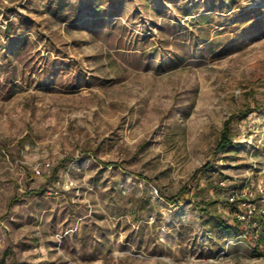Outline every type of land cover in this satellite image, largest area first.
Returning <instances> with one entry per match:
<instances>
[{
  "label": "rangeland",
  "instance_id": "obj_1",
  "mask_svg": "<svg viewBox=\"0 0 264 264\" xmlns=\"http://www.w3.org/2000/svg\"><path fill=\"white\" fill-rule=\"evenodd\" d=\"M244 192L264 0H0V264H264Z\"/></svg>",
  "mask_w": 264,
  "mask_h": 264
},
{
  "label": "trees",
  "instance_id": "obj_2",
  "mask_svg": "<svg viewBox=\"0 0 264 264\" xmlns=\"http://www.w3.org/2000/svg\"><path fill=\"white\" fill-rule=\"evenodd\" d=\"M234 144L233 142V134H232V130L230 128V120H227L225 122V125H224V129L223 131L221 132V136H220V139L218 141V144L216 146V152H223L225 151L226 149H228L229 147H231L232 145ZM66 160H63V163L65 162ZM208 165L205 164L204 166L198 168L192 175L191 179H194L197 174L204 168H207ZM189 189H187V186H184L177 194H175L174 196H164L167 200L171 201V202H176L178 199H182L186 192L188 191ZM229 203V202H227ZM257 215H255L256 217ZM254 217V218H255ZM222 221V220H221ZM255 221H259V222H263L264 221V216L263 215H259L257 216V218H255ZM241 222L237 219L236 220V227H240Z\"/></svg>",
  "mask_w": 264,
  "mask_h": 264
},
{
  "label": "built area",
  "instance_id": "obj_3",
  "mask_svg": "<svg viewBox=\"0 0 264 264\" xmlns=\"http://www.w3.org/2000/svg\"><path fill=\"white\" fill-rule=\"evenodd\" d=\"M36 173L37 174H41L42 170L40 168H36ZM251 195L252 193H248V192H244L242 194H230L229 196V202L234 203V204H238L239 207V211H238V219L241 222H246V223H250L252 222V219L254 218V216L257 214V212L262 209V208H258V203L256 201H253L249 195ZM260 211H264L260 210Z\"/></svg>",
  "mask_w": 264,
  "mask_h": 264
}]
</instances>
